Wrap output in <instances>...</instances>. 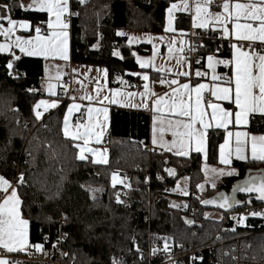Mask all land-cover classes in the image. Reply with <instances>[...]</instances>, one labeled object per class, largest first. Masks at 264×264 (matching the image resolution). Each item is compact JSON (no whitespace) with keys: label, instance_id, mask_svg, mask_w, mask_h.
<instances>
[{"label":"trees","instance_id":"trees-1","mask_svg":"<svg viewBox=\"0 0 264 264\" xmlns=\"http://www.w3.org/2000/svg\"><path fill=\"white\" fill-rule=\"evenodd\" d=\"M179 0H71L70 62L72 66L102 67L107 70L108 86H118L117 79L130 78L135 89L141 88L137 78L126 72L137 70L132 53L148 54V45L130 46L118 31L160 34L164 32L165 11ZM214 0L211 8L218 10ZM216 2V3H215ZM19 4L18 0H0V4ZM4 10L0 9V15ZM11 19L30 22L47 21L46 15L13 7L7 13ZM175 28L189 30V16L178 14ZM203 54L213 53L216 41L206 39ZM120 53L114 56L113 52ZM225 48L221 55H228ZM19 57V59H15ZM122 57V58H121ZM11 61L13 67L7 68ZM11 71L12 75H9ZM44 61L25 57L13 50L0 53V175L16 183L21 173L24 184L18 186L22 200V215L29 220V244L40 243L49 247L56 240L59 222L65 232L63 248L66 256L61 264H144L139 249L160 247L165 238L169 245L201 246L212 242L224 226L229 237L240 239L235 254L242 264H264V218L247 219L239 226L225 223L231 212L251 205H264L254 195L239 194L243 207L222 209L217 205H203L200 200L216 199L220 193L229 196L233 188L249 175L264 173V162L233 161L231 167L237 176H227L213 188L205 183L201 171V155L192 153L180 157L161 152L145 151L141 141L147 143L148 116L142 112H129L112 108L110 129L101 143L108 150L106 164H94L90 159L79 160L74 141L65 138L61 125L68 101L43 114L39 120L33 111L45 97L39 80L43 78ZM254 134H264V118L250 117L247 127ZM222 132L207 133L209 165H218L217 148ZM25 153L29 157H25ZM166 168L174 169L169 176ZM128 175L130 188L117 203L116 195L123 183L113 186L112 175ZM158 177H160L158 179ZM188 177L186 187L205 185L204 198L187 201L191 214H183L172 198L178 180ZM242 193V192H241ZM251 198V203H248ZM205 209L217 210L222 219L203 217ZM184 217H190L200 227H189ZM233 229H235L233 231ZM48 238L49 243H44ZM233 254V249H230ZM10 259L14 264H49L27 259ZM201 264H207L203 260Z\"/></svg>","mask_w":264,"mask_h":264},{"label":"snow or ice","instance_id":"snow-or-ice-1","mask_svg":"<svg viewBox=\"0 0 264 264\" xmlns=\"http://www.w3.org/2000/svg\"><path fill=\"white\" fill-rule=\"evenodd\" d=\"M84 0H80L83 3ZM214 0H180V4L173 3L168 9L167 25L164 28L165 32H175L173 20L175 19L174 12L189 11L193 12L191 18L192 28L208 29L210 26L214 31L220 32L221 38L229 40L231 49V57L228 60L216 59L212 55L207 56V67L211 70V85L206 83H197L194 87L189 83L180 84L177 79L166 80L163 77L158 79L160 85H167L171 89L168 99L165 96H156L150 87L149 75L146 73H131V75H139L145 83L143 91L139 93L128 92L121 93L120 89H111V98L109 96L100 97V89H97V96H81L80 99L92 101L96 99L98 103L103 104L108 101L109 104H117L121 107H143L149 108L151 100V111L153 113H163L167 110L168 115H153L152 117V144L163 149L164 152H170L175 156L189 157L192 152L204 154L206 153L207 132L215 126L217 129H224L225 136L223 143L219 145V164L224 165L222 168H209L206 165L201 169L204 172L205 183L211 182L213 188L216 187L215 180L224 176H233L236 174V169L231 167L233 157L237 161H252L264 162V134L253 135L247 130H229L230 125H234L237 129L240 126L249 124L250 117L259 115L264 118V0H223L222 5H219L222 10L212 12L211 5ZM13 7L22 9H32L37 12L47 13L48 20L46 26L48 35H41V27L36 26V35L32 39H22L16 36L14 40L10 38L15 32L17 25L21 29H28L29 23L26 21L17 22L9 17L7 13L12 11ZM0 9L4 10V14L0 15V20L7 22V27L0 24V35L4 36L9 42L0 44V53L9 52L12 47L19 48L20 52L28 56H40L44 59L59 58L67 61L68 55V38L67 31L69 25L63 19L65 14L69 12V0H30L28 5L19 3L10 5L8 3L0 4ZM230 25V27H229ZM196 35V33H193ZM118 36L124 35L122 32H117ZM186 33H181V36ZM129 43L133 42L134 37H129ZM152 38H149L151 42ZM163 39V38H160ZM235 41V42H233ZM246 42V43H245ZM177 41L172 39L168 47V59L173 58L174 54L176 64L183 68L187 64V59L178 55L182 53L185 43L180 40L181 47L176 48ZM259 45V47H257ZM190 51L194 50L192 48ZM158 49L156 44H153L152 56L142 60L136 57V62L141 69L151 67L153 70L163 73L164 66H157L154 61L157 57ZM114 56H119L117 51L113 52ZM136 56V53H132ZM122 58V57H121ZM19 59V57H15ZM199 63V61H197ZM224 65L230 67V75L221 76L216 73V66ZM13 64L8 62L7 68L11 70ZM47 71V70H46ZM99 71V70H98ZM167 72L172 73V68H167ZM174 76H189L187 71H178L172 73ZM197 77L207 75L199 70L196 71ZM9 75H12L11 71ZM104 75L107 76V70H104ZM59 79V76H57ZM119 79V78H118ZM221 83H217V82ZM123 85L126 82L121 80ZM177 85L176 87H172ZM55 85L49 83L47 91L50 95L55 96ZM210 92L215 101L227 102L229 107L222 106L221 103L205 101V92ZM126 95L129 98L139 95L141 103L139 105L131 103L127 104L124 101L117 100L116 97ZM75 101V97L72 98ZM58 100H40L34 107L36 119L39 120L42 116L41 111H37L43 107L45 111L58 106ZM81 105L75 102L68 105L67 112L63 118V135L65 138H70L73 141H82V144L77 143L74 146L79 149L77 159L86 160L85 153H91L93 156L92 163L106 164L107 156L105 149L100 152L98 149L88 147L90 143L95 141L99 144L104 131L107 128L108 108L107 107H87V120L84 123L79 121L73 125L70 124L72 114L80 111ZM211 109V113L206 111ZM96 114L97 119L93 120V114ZM103 119H99L100 116ZM99 129V130H98ZM165 133H170L172 139L165 140ZM165 171L169 176H175V170L166 168ZM160 177H158L159 179ZM187 181L188 177H184ZM113 186L118 181L115 173L112 175ZM24 184V176L18 177L15 184L0 175V249L5 252L12 253L15 251H23L31 246L37 252L42 251L43 245L37 243L29 244V220L22 215V200L18 193V186ZM125 187H129L125 185ZM205 185L199 183L196 185L197 190L203 191ZM183 195H188L187 187H181L177 183L176 189ZM255 193L259 201H264V173L258 175H249L242 183L233 188V193ZM200 200L199 197H196ZM117 203H122L120 195H116ZM203 205H217L222 209H231L233 205L243 203L235 198L220 193L216 199L200 200ZM248 203H251L249 198ZM177 206L178 205H173ZM187 207V205H185ZM248 216L264 217V211H250ZM208 214L205 213V217ZM222 219V217H221ZM240 225L245 223L246 215L241 214L239 217H233ZM191 224L192 221H185ZM235 229H233L234 231ZM55 247V245H53ZM165 252L170 250V245L165 238ZM139 252V248L136 249ZM152 254L155 255L157 248H152ZM193 260L196 257L192 258ZM0 264H9L5 258H0ZM112 264H122V261L113 259Z\"/></svg>","mask_w":264,"mask_h":264},{"label":"crops","instance_id":"crops-1","mask_svg":"<svg viewBox=\"0 0 264 264\" xmlns=\"http://www.w3.org/2000/svg\"><path fill=\"white\" fill-rule=\"evenodd\" d=\"M190 2H191V0H190ZM216 2L219 3L220 5H222L223 0H217ZM19 3H22V2L20 1ZM29 3H30V0H28L26 3H23V4L24 5H28ZM173 3L180 4V0L176 1V2H173ZM173 3H171L167 7V9ZM167 9L165 11L164 28L167 25V16H168ZM29 10L33 11V12H37V11H34L32 9H29ZM220 10H222V9L219 8L218 10H215V9L210 7V11H212V12L220 11ZM69 12H71L70 1H69ZM37 13H41V12H37ZM41 14H45L46 15V19L48 20L47 13H41ZM178 14L188 15L189 16V30H194V28H192V26H191V18H192V15H194V11L193 12L183 11L182 12V11L177 10V11L174 12V16L175 17ZM68 15L69 14L66 13L65 16L63 17V19L69 25V27L67 29V31L69 33V38H68V55H69V59L67 61L59 59V58H55V59L49 58V59L46 60V59H44L43 57H40V56H28V55H25L24 53L20 52L19 48H15V47H12L9 52H5V53H10L11 51L15 50V51L19 52L20 54H22L23 56H25V57L38 58V59H42L44 61V71H43V78H42L43 82L41 84V91L43 92V94H45V97H43L41 100H47V101L58 100L59 103H58V106L56 108L48 109L47 111H45L43 109V107L38 109L37 111L41 110L42 115L43 114H47L50 111L57 109L61 105L62 102H61V98H60L59 92H58L59 91V86H60L59 82L69 72L72 75V87H73V89L79 90V93L78 94H73L71 96V99L67 102L64 115L67 112V108H68L69 104L75 102V103L81 105L80 111L74 112L72 114V117H71V120H70V124L73 125V130H75L74 126L78 122L76 120V117H77V115H79L80 112H84L85 113V118L82 121H79V122L80 123H84L87 120V107L88 106H91V107H94V108L95 107H107L108 108L107 128L104 131L103 136L101 137L100 143L97 144V143H95V141H93L92 143H90L88 145V147H91L93 149H98L100 152H103L106 149L104 146H101V143L104 140V138L106 137V135H107V133H108V131L110 129L111 110H112V108L123 110V111H129V112L130 111L131 112H142L143 114L147 115L148 116V120H149L147 143L151 147L159 148V147L154 146L152 144V117H153V115L160 116L162 114L167 116L168 113H167L166 109L164 110L163 113H153L150 110L151 109V100L156 99L157 96H165V93H168L170 95L171 89L167 85H160L158 83V79L161 78V77L166 76L167 77L166 80L177 79L180 84L189 83L190 86H193V87L197 83H206V84L211 85L213 83V81L211 80L212 72L207 67V56L212 55L216 59H225V60H228L231 57L230 46H229L228 55H221V54L215 53V52L203 54L204 55L203 62H202L201 68L198 69V70L200 72H202V73H207V75H205V80H203V81H201V80H191V76H193V78L197 77L196 74H195L197 69H192V67H191V65H190V63L188 61H187V64L184 65L183 68L178 67L177 64H176V59H175V55H177V54H174L173 58L168 59V47H167L168 43L172 39H175L177 41L175 47L176 48H180L181 47L180 40L181 39L184 40V38L186 36V35L181 36V33L182 32L183 33L187 32V30H178V29L175 28V23H174L175 19L173 20V27H174V29H176L175 32H165L164 31L163 33H160V34H151V33L124 31V33H123L124 35H122V36H124L126 38V41H127V43L130 46L148 45L150 47V51H149L148 54H138V53L134 52V53H136V56H133V57H134V62L136 64V66H137V70L125 73L126 75H128V77L137 78L141 82V88L140 89H135L134 86H133V82H132V80L130 78H127V80H123V81L126 82L123 85L120 83L121 80L117 79V82L119 83V85L118 86L109 87L108 86V74H107V76L104 75V70H106L105 68H102V67H90V66H72L71 65V62H70V49H71L70 48V22H69V19H68ZM13 20H15V19H13ZM16 21L17 22L26 21V22L29 23L30 26H29L28 29H21L17 25L14 34L10 38L11 40H14L16 38V36H19L22 39H26V40L27 39H32V38L35 37L36 32L31 27L33 22H30V21H27V20H16ZM0 24H3L5 27H7V22H0ZM229 27H230V25H229ZM195 29H199V28H195ZM208 29H212V27L210 26ZM47 35H48V33H47ZM47 35H45V36H47ZM129 37H134L136 39H134L133 42L130 44L129 43V39H128ZM149 38H152L151 42H149ZM160 38H163V39H160ZM220 38H221V35H220ZM221 39L224 42H226L227 44H229V40L228 39H223V38H221ZM7 42H9V41L5 37L2 38V35H0V44L7 43ZM233 42H235V41H233ZM153 44H156L157 49H158V54H157V57H156L154 63L157 66H164L165 67V71L163 73L157 72V71L153 70L151 67L146 68V69H141L139 64L136 62V57L137 56L140 57L142 60L148 59V58H150L152 56ZM178 55H182V53H178ZM167 68H172V73H175V72H178V71H187V72H189V76L188 77H185V76H174L172 73L167 72ZM131 73H146V74L149 75L148 83L150 84V87H151L152 91L154 93H156V96H153L151 98V100L149 101V108L146 109V108H143V107H131V106H123V107H121V106H119L117 104H109L108 101H104L103 104H100V103L97 102L96 99H93L92 101H89L87 99H84V100L80 99L81 96H93V97H96L97 96V91H96L97 89H100V92H99L100 97L109 96L110 98H111V92H110L111 89H120L121 93H124V94H126L128 92H135V93L142 92L143 91V84L145 82L142 79H140L139 75H131ZM216 73L218 75H221V76L230 75V67H225L224 65H217L216 66ZM57 76H59V79H57ZM49 83H51V84L56 86L55 89H54L55 92H56L55 96L50 95L49 92L47 91V85ZM217 83H221V82L218 81ZM176 86L177 85H173L172 87H176ZM206 95H209L211 97L210 92L206 91L204 93V96H206ZM73 97H75V101H73V99H72ZM116 99L124 101L126 104H127V102L129 100L131 101V103H135L137 105H139L141 103V97L139 95H137L135 97H132V98H129L126 95H120V96H117ZM165 99H168V96H165ZM205 101H207V100H205ZM211 101L212 102H216V103H221L222 106H224V107H229L227 102L215 101L214 98H212ZM206 111L210 115L211 109H206ZM64 115H63V118H64ZM96 119H97V116L94 113L93 114V120L95 121ZM99 119L102 120L103 116L101 115L99 117ZM247 127H248V125L246 126V128H245V126H240V128L237 129L234 125H230L229 126V130H231L233 132H235L236 130H247L248 131ZM61 129H63V120H62ZM209 131H219V132L221 131L223 136H222V139H221V142L219 143V145L221 143H223V139H224V136L226 134L224 129H222V128L221 129H217L213 125V127L210 128L208 130V132ZM62 133H63V130H62ZM252 134L253 135H260V134H254V133H252ZM164 138H165V140L170 141L172 139V136H171L170 133H165ZM68 139H70V138H68ZM74 142L76 144L77 143L82 144V141H74ZM219 145H218V148H217L218 165H220L222 167H225L224 165L219 164ZM161 150L163 151V149H161ZM167 153L172 154L170 152H167ZM192 153H195V152H192ZM206 153H207V144H206ZM78 154H79V149H78ZM197 154L201 155V157L203 159L202 168L205 165L207 167L212 166V165H209L206 162V157H205L204 154H200V153H197ZM85 155H86L87 159H90L92 161L93 156H92L91 153H85ZM106 156H107V161H108V150L106 152ZM233 161H237V160H235V158L233 157L232 162ZM239 162H244V161H239ZM233 176H237V172ZM208 184L211 185L210 182H208ZM40 252L41 251L37 252L34 247L29 246L26 249H24L23 251L18 250V251L12 252V253H8V252H6V253L9 254V255L24 254V255H28L29 256V255H31L33 253H40ZM0 258H5V259H7L9 261V264H14V263H11L10 262L11 260L8 259L7 257L0 256Z\"/></svg>","mask_w":264,"mask_h":264},{"label":"built area","instance_id":"built-area-1","mask_svg":"<svg viewBox=\"0 0 264 264\" xmlns=\"http://www.w3.org/2000/svg\"><path fill=\"white\" fill-rule=\"evenodd\" d=\"M69 1L71 2V0ZM70 13H72V11ZM70 16L71 14L68 15V19L70 18ZM36 26L41 27V35H47L48 29L46 26V21L32 23L31 27L34 31ZM193 33H196V35H194ZM219 34L220 32H218V30L214 31L213 29H194L188 30L186 32V36L184 38L185 43L182 45V47L184 48L182 56L187 59L192 69L198 70L201 68L204 57L201 48L204 46V40L210 39L216 41L217 48L215 49V53H221L225 48H229V44L224 42L220 38ZM257 47H259V45H257ZM190 48L194 50L190 51ZM197 61H199V63H197ZM163 78L167 79L166 76H164ZM191 80L203 81L205 80V76L195 78L191 76ZM39 82L42 84L43 79L41 78ZM59 85L60 86L58 92L62 101H69L73 94L79 93V90L73 89L72 87V75L70 74V72L62 78V80L59 82ZM205 100H212V98L209 95H206ZM84 118L85 113L80 112L79 115H77L76 120L82 121ZM141 144L145 151H149L153 154L163 152L160 148L151 147L144 141H142ZM25 157L28 158L29 154L25 153ZM116 176L118 181H123L122 183L124 185V188L118 191L120 198H122L127 189L130 188L125 187V185H128V175L125 172L120 171L116 174ZM187 191L188 195L183 196L174 192V197L172 198L174 201L179 203L178 206H180V210L183 214L192 213V210L188 208L187 201L190 198L195 197L198 193L197 188H188ZM185 205H187V207H185ZM250 211H264V205H248L242 208L240 211L231 212L227 215V217L224 218V224L229 223L233 226L241 227L242 225L238 224L236 222V219H233V217H239L241 214L246 215L247 219L264 218L248 216L247 213ZM219 219H221V214L218 219L213 220ZM61 223L62 222L60 221L56 240L51 242L49 247L43 248L40 253H33L29 255L27 259L47 262L49 264H61V261L66 256L65 250L63 248V241L66 238V234L60 228ZM230 230L231 229L229 227L224 226L222 230L214 236L211 243L197 247L187 246L185 244L172 246L170 244V250L168 252H165L162 250L164 247L163 244L160 247H155L158 249L155 255L152 254V248L147 250L139 249V257L144 264H201L203 260H206L207 264H242L239 257L235 254L236 250L239 248L240 239L238 237H229ZM43 240L45 244L49 243L48 238H43ZM53 245H55V247H53ZM230 249H233V254L230 252ZM0 256L7 257L8 259H21L19 255H9L3 249H0ZM193 257H196V259L193 260Z\"/></svg>","mask_w":264,"mask_h":264},{"label":"rangeland","instance_id":"rangeland-1","mask_svg":"<svg viewBox=\"0 0 264 264\" xmlns=\"http://www.w3.org/2000/svg\"><path fill=\"white\" fill-rule=\"evenodd\" d=\"M22 2V3H26L28 0H18V2ZM118 32H122V33H124V31H118ZM2 38H4V36H2ZM40 101V100H39ZM38 101V102H39ZM37 102V103H38ZM38 110V109H37ZM41 111V110H40ZM210 168H222V166H220V165H212V166H209ZM224 177H227V176H224ZM221 178H223V177H220V178H218V179H216L215 180V183L216 184H218L220 181H221ZM119 183V182H118ZM177 183H179V185L181 186V187H186V181L184 180V178H182V179H180V180H178V182ZM210 184H211V182H210ZM176 187H177V184H176ZM176 189V188H175ZM175 193H177V194H179V195H182L183 196V194L181 193V192H179V191H174ZM196 196H198L199 198H204V193H203V191H199L198 190V193H197V195ZM205 213H207L208 214V216L207 217H205ZM203 217H205V218H212V219H218L219 217H220V212L219 211H217V210H212V209H205L204 211H203Z\"/></svg>","mask_w":264,"mask_h":264},{"label":"water","instance_id":"water-1","mask_svg":"<svg viewBox=\"0 0 264 264\" xmlns=\"http://www.w3.org/2000/svg\"><path fill=\"white\" fill-rule=\"evenodd\" d=\"M0 22H6V21H2V20H0ZM239 194H244V195H254V198H256V194L255 193H241V192H236L235 194H231L230 195V197L232 196V195H235V198L238 200V195ZM257 199V198H256ZM234 207L235 208H241V207H243V203H241V204H239V205H234ZM229 210V209H228ZM184 222L185 221H192V223L191 224H189V223H186V225L187 226H189V227H200V224L199 223H197V222H193V219L192 218H190V217H184Z\"/></svg>","mask_w":264,"mask_h":264}]
</instances>
